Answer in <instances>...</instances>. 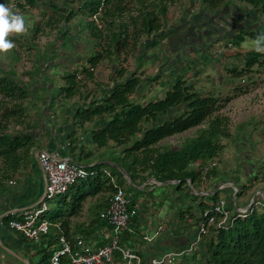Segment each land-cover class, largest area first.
Returning <instances> with one entry per match:
<instances>
[{"label":"trees","instance_id":"16d2710c","mask_svg":"<svg viewBox=\"0 0 264 264\" xmlns=\"http://www.w3.org/2000/svg\"><path fill=\"white\" fill-rule=\"evenodd\" d=\"M224 1L231 3V0H201V3L209 10H218ZM241 1L258 10L263 22L257 28L241 30L231 37L229 42L236 47L242 46L247 39L254 41L258 34H264V0ZM13 2L14 8L21 10L46 4L52 15L47 16L45 24L54 29L76 17L84 19L87 33L94 42V53L83 64L61 74L65 84L60 87L58 97L72 99L80 93L84 80L96 77V69L101 63L109 61L116 65L117 59L123 63L127 61L128 50L141 49L142 46L155 48L174 34L175 30L168 27V13L171 6L181 0H0L6 6ZM39 30L40 27L35 26V31ZM12 39L18 40L17 37ZM256 65L264 66V52L252 50L248 53L243 69L229 67L227 70L231 75L240 77ZM115 71L118 77L104 89L100 97L88 104H80L74 111V129L68 137V148L75 154L73 160L76 163L96 171V174L71 186L67 192L73 193L70 208L55 211L51 217L52 224L59 219L65 224V216L79 213L88 195L108 193L111 197L116 185L126 186L128 183L131 189H135V184L155 177L161 182L178 181L177 188L186 185L192 192L206 178L218 177L217 163L208 170L205 167L224 151L222 140L231 137V118L219 113L231 96L221 99L211 93L204 94L195 88L194 83L180 75L162 97L140 101L135 99L134 94L145 79L136 71L127 76L128 70L124 67H117ZM160 79V74H156L145 81L148 84L159 83ZM32 96L31 87L18 80L13 70L0 73V188L30 168L35 162L34 152L41 147L39 134L33 132L36 129L35 117L27 105L31 103ZM32 105L37 104L32 102ZM39 117L38 114L36 118ZM99 118L105 120L104 124L92 132L90 139L98 148L112 149L113 163L126 171L129 182L114 165H87L82 162L91 151H85L86 138L79 136L78 132L86 130L88 133L86 125ZM9 120L23 129L9 132L8 126L3 124ZM198 126L201 127L196 134L187 137L179 148L161 144L165 139ZM116 148H120V152ZM107 170L110 175L106 173ZM260 175L264 179V166L253 180L258 181ZM83 186H89V189L84 191ZM237 187L238 197L248 185ZM205 196L199 204L202 210L200 221L205 218L204 212L211 210L221 200L220 190L215 193L213 189L208 197ZM200 197L193 194L192 199ZM257 202L245 213L236 211L231 214L226 205V210L230 212L227 223L221 227L210 226L198 248L184 255L186 262L264 264V189L263 196L257 198ZM130 208H133L132 203ZM186 212H190L194 218L192 227L196 222V214L192 210ZM15 217L8 214L4 222L8 224ZM53 229L52 226L53 238L61 235L57 228L54 233ZM52 254L53 250L48 246L43 251L41 262L50 264Z\"/></svg>","mask_w":264,"mask_h":264},{"label":"crops","instance_id":"0c3cea01","mask_svg":"<svg viewBox=\"0 0 264 264\" xmlns=\"http://www.w3.org/2000/svg\"><path fill=\"white\" fill-rule=\"evenodd\" d=\"M191 1L193 2L194 0ZM183 7H186V12L179 20L170 21L171 11L168 14L169 23L172 24V27H176L174 28L175 32L173 36H171L172 38L170 37V40H163L157 46L159 50L152 48L151 51H148L149 53L146 52V55L145 51H142L137 56L140 62H138L132 71L138 72L143 79L156 74H160L161 76L158 84H148L145 80L142 82L138 88V92L145 95V98L148 95L151 96V91L156 90L158 87L163 90L160 95L162 97L168 90L163 86V77L168 75L170 68L172 69L174 66L176 71L181 67L187 66L191 62H188V56L196 57L198 51H203L204 55L208 53L213 55V58L208 61L212 64L210 67H213V63L217 58L222 59V57H225V60L228 61L229 59L231 61L230 54L237 55L239 51L243 50L240 47L234 46L231 50L232 52H228L221 47L222 43L229 40L237 32L248 28H257L263 22V17L258 10L241 1L228 4L216 14L203 5L201 0L197 4L193 5L191 3L187 6L183 5ZM194 18L197 21L195 24H190V21ZM214 24H217L218 27H214ZM198 26H202L203 28L200 30L197 28ZM186 29L193 30V34L200 37L201 40H199L198 44H195L192 39L186 38V34L184 37L185 32L182 30L185 31ZM180 30L182 36L177 37L175 33H179ZM78 41L74 44L73 51L70 53L62 52L59 61L55 62L62 73L83 64L91 55L88 47L90 45L91 48H94L92 39L89 45L85 44L80 49H78ZM188 52H192V54ZM144 55L145 61H141L140 59ZM153 60L159 62L162 68L158 70V68H151L152 66H150L147 68V72L144 73L143 71H145L147 63H151ZM105 62L98 66L96 72ZM207 64L203 65L202 70H195V74L197 75L195 82H198V79H202L207 73L209 75L208 70H210V67H207ZM218 64L217 70L219 73H217L219 75L213 76L212 81L221 83L224 77V72L220 74V71L224 70L223 59L222 61H218ZM116 67V65L111 66L110 72H114ZM142 73L143 75H141ZM61 74L60 76L62 77ZM226 81L230 80L227 79ZM113 82L114 78L112 79ZM60 101L58 107H60ZM80 104V102H74L73 105L69 104L70 106H68L65 116L69 117V115H72ZM44 120L46 125H48L47 127L40 123V126H36V129L33 130L35 134H39L42 137H40L42 146L39 149L57 151L62 156L74 159L75 154L67 146L68 137L74 129V124L66 119L65 122L68 123L62 122L56 127V125L52 124L51 118L46 117ZM104 121V119L99 118L94 123L88 125V133L78 132L79 136L86 138L87 148L85 151H91L87 157V165L113 162L111 155H104L107 152L106 148H98L90 139L92 132L101 127ZM52 125L55 126V129L52 128ZM118 152H120V148H118ZM12 180L14 183H10ZM44 180V174L35 160L30 168L8 180L0 188V264H35V257L38 254L43 255V251L48 246L53 252L56 251L60 247L59 236L57 235L56 238H53L51 235L52 226L55 230L57 228L60 234L66 233L71 240L77 237L84 238L94 248L108 243V236L112 228L106 220L101 218V213L107 207L110 198V194L108 193L88 195L83 201V206L79 213L70 217L65 216L64 218H67L65 224L60 219L53 223L48 235L43 236L39 240H28L20 232L10 228L4 222L5 216L12 214L17 217L24 208L37 204L44 195ZM127 181L129 182L128 178ZM177 184L178 181L175 180L161 182L152 177L142 184H135V189L137 190L132 189L130 192V202L133 205V209H136V214L133 216L130 230L122 234L121 241L124 246L140 253L144 264H150L149 260L151 258L158 257L163 253L187 249L196 238L202 212L199 204L204 200L203 196L208 195L209 192H194L195 188L191 192L186 185L179 189L177 188ZM200 186L201 184L198 185L197 190L202 188ZM123 187L129 192L126 186ZM69 194L66 193L61 196L59 209L56 211L70 208L73 195L69 198ZM193 194L201 197L193 200ZM191 206H193L192 209ZM188 210H192L196 214V222L192 227L191 223H193L194 218L190 212H186ZM54 229L52 230L53 233ZM196 248H198V245ZM183 257H179L175 264H188Z\"/></svg>","mask_w":264,"mask_h":264},{"label":"rangeland","instance_id":"374dc122","mask_svg":"<svg viewBox=\"0 0 264 264\" xmlns=\"http://www.w3.org/2000/svg\"><path fill=\"white\" fill-rule=\"evenodd\" d=\"M198 1L199 0H194L193 2L191 0H181V2L171 6V18L169 20H179L186 12V7H183V5L187 6L191 3L194 5L197 4ZM240 1L241 0H231V3ZM228 4L229 3L224 1L221 3L218 10L211 9L210 11L216 14ZM14 5L15 3L13 2L9 7L12 8L13 12L23 17L26 31L22 33L13 32L7 37V39L15 44V47L7 52H0V73L4 70L11 69L18 80L31 87L33 96L31 98V103H27V105L30 113L35 117L37 127L40 126V123L46 127L48 126L44 122L46 117L51 118L52 124L56 125V127L62 122L65 124L68 123L65 122L66 119L73 123L74 113L69 115V117L65 116L68 106H70L69 104L73 105L74 102L88 104L92 99L100 97L104 89H106L108 85L113 84L112 79L118 77L117 71L110 72L111 66L114 64L106 61L96 72V77L93 80L83 81L84 86L80 89V93L74 98L66 99L58 97L60 87L64 85L65 82L60 76L62 72L55 62L59 61L62 52L70 53L73 51L74 44H76L77 40H79L77 43L78 49L82 48L85 44L89 45L91 43V38L85 27L86 23L82 17H76L69 23H61L58 28L54 29L45 24L47 16L49 14L52 15V12L46 4H40L38 7L25 10L15 9ZM196 21V18H194L190 21V24H195ZM168 25L169 29L176 28L174 26L172 27L171 23ZM35 26L40 27L38 32L35 31ZM214 27H218V25L214 24ZM197 28L201 30L203 27L198 26ZM182 31L185 32L184 37L186 34V38L192 39L195 44L200 42V37L193 34V30L186 29ZM181 33L180 30L179 33L176 32L175 34L179 37L182 36ZM171 36H173V34L165 40H170ZM12 37H17L18 40L14 41ZM78 37L81 38L78 39ZM230 44L229 40H227L222 43L221 47L225 49V51L232 52L231 50L234 45L231 44V46ZM143 48L144 46H142L141 49L137 47L128 50L126 54L127 61L123 63H121L120 59H117L115 63L118 65V69L124 67L128 70L127 76L131 75L133 68L140 62L137 56L141 54L142 51L149 53L148 51L152 50V48L148 47ZM240 48H242L243 51H239L237 55H229L231 61H229V59L227 61L225 57H222L224 70L220 71V74L224 72V77L221 83L212 81V77L219 75L217 70L219 66L218 61H222V59H215L216 61L213 63V67H210L212 64L208 61L213 58V55L208 53L205 55L209 57H206L203 51H198L196 57L188 56V62H191L187 64V66L181 67L176 71L173 66L172 69L170 68L168 75L163 77V86L166 89H170L177 77L181 75L185 76L189 82L194 83L195 88L204 94L211 93L217 95L221 99L231 96L230 101L226 102L219 112L231 118V137L222 140L225 144V149L221 155L214 160L217 162L216 169L218 170V177L206 178L201 183L200 187L202 188L198 190L195 189L197 190L196 192L204 191L211 193L213 189L220 188L219 198L227 201V208L230 209L231 214L238 211V208L248 209L255 196L254 205L258 204L256 200L263 196L264 189V179H262L261 175L258 181L253 180L264 166V66L256 65L253 69L247 71L246 74L240 77L231 75L227 68H244L248 53L255 50L253 47V40L247 39ZM153 49L159 50L158 47ZM88 51L90 54H93L94 48H91L89 45ZM188 53L192 54V52ZM140 60L145 61V56ZM206 64L208 65L207 67H210V70H208L209 75L207 73L202 79H198L199 81L195 82L197 76L195 70H202L203 65ZM150 66H152L151 68L156 67L158 70L162 68L159 62L153 60V62L147 63L146 69L143 72L146 73L147 68ZM141 75H143V73ZM227 79L230 81L227 82ZM156 83L158 84V82ZM162 91L163 90L158 87L156 90L151 91V96L148 95L149 97L147 96V98L137 91L134 97L140 101H148L159 98ZM58 100H61L60 107H58ZM32 102L37 105H32ZM38 114L40 116L39 119L36 118ZM3 124L8 126L7 130L9 132H16L23 129L21 125H16L11 120L5 121ZM90 124L91 123H88L86 127ZM54 127L55 126L52 128ZM200 127L201 126L192 128L182 134L168 138L164 142L162 141L161 144L178 148L187 137L194 136ZM82 132H86V130ZM105 150H109L107 151L109 154L106 152L104 155L112 156L110 153L112 149L106 148ZM116 150L118 151V148ZM114 156L115 154L113 157ZM87 159L88 158H83L82 162L88 163ZM245 184L248 185V188L243 189V192L237 197L239 188L234 185L243 188ZM126 188L130 194L132 189L129 187L128 183L126 184ZM87 189H89V186H83L82 188L84 191ZM69 195L70 198L73 193L71 192ZM205 197H208V195ZM61 198V196H57L54 199L48 200V210L45 213V218L47 220L51 221V217L55 214V211L59 209ZM42 257V254H38L34 259L35 264H43L41 262Z\"/></svg>","mask_w":264,"mask_h":264},{"label":"built area","instance_id":"2783aa9c","mask_svg":"<svg viewBox=\"0 0 264 264\" xmlns=\"http://www.w3.org/2000/svg\"><path fill=\"white\" fill-rule=\"evenodd\" d=\"M34 157L44 174V195L37 204L24 208L8 223L10 228L20 232L28 240H39L48 235L52 225L51 221L45 218L48 200L66 194L71 186L96 174V171L88 170L86 166L76 163L72 158L62 156L57 151L37 149ZM216 163V161L211 162L205 170L215 166ZM106 173L110 175L109 170ZM116 187L107 207L101 213V218L112 228L108 243L94 248L82 237L71 240L62 233L59 236L60 247L53 252L50 264H144L140 253L121 243L122 234L130 230L136 209L130 208L131 194L123 186L116 185ZM226 205L227 201L222 199L211 210L204 212L205 218L200 221L196 238L187 249L163 253L151 258L150 264H175L179 257L191 254L209 231L210 226L221 227L227 223L230 212L226 210ZM247 210L238 208L240 213H245Z\"/></svg>","mask_w":264,"mask_h":264},{"label":"clouds","instance_id":"9594fccd","mask_svg":"<svg viewBox=\"0 0 264 264\" xmlns=\"http://www.w3.org/2000/svg\"><path fill=\"white\" fill-rule=\"evenodd\" d=\"M26 31L23 17L13 12L12 8L0 3V52H7L15 47V44L7 39L10 33H22ZM253 47L257 52H264V34H258Z\"/></svg>","mask_w":264,"mask_h":264},{"label":"water","instance_id":"95a60500","mask_svg":"<svg viewBox=\"0 0 264 264\" xmlns=\"http://www.w3.org/2000/svg\"><path fill=\"white\" fill-rule=\"evenodd\" d=\"M108 164H111V165H114L115 167H117V168H119L120 170H121V172L128 178V180L130 181V178H129V176H128V174L126 173V171L123 169V168H121L120 166H118L117 164H115V163H113V162H109ZM235 187H237L236 185H234ZM220 190V188H216L215 189V193L216 192H218ZM194 192H196L195 190H194ZM236 193H237V191H236ZM208 194H210V193H208ZM255 198H256V196L254 197V199H253V202L251 203V205L248 207V209H250L253 205H254V203H255Z\"/></svg>","mask_w":264,"mask_h":264}]
</instances>
